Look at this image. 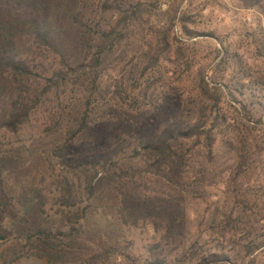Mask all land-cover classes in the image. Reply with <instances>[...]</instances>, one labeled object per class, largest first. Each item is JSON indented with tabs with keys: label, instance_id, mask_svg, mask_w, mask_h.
<instances>
[{
	"label": "trees",
	"instance_id": "1",
	"mask_svg": "<svg viewBox=\"0 0 264 264\" xmlns=\"http://www.w3.org/2000/svg\"><path fill=\"white\" fill-rule=\"evenodd\" d=\"M42 1L75 15L58 30L7 22L0 115L9 132L50 139L68 165L53 178L51 226L18 239L4 263L264 264V73L246 48L198 31L183 0L165 11L163 0ZM240 3L264 60V0ZM99 208L161 234L147 260L85 226Z\"/></svg>",
	"mask_w": 264,
	"mask_h": 264
},
{
	"label": "rangeland",
	"instance_id": "2",
	"mask_svg": "<svg viewBox=\"0 0 264 264\" xmlns=\"http://www.w3.org/2000/svg\"><path fill=\"white\" fill-rule=\"evenodd\" d=\"M174 1L163 0V10ZM183 8L196 16L198 31L216 32L227 44L231 43L237 49L246 48L242 52H246L245 61L250 62L253 73H264V60L253 55L251 41L245 32L252 23L251 11L244 9L240 0H183ZM74 15L75 10L58 1L0 0V39L9 21H36L42 28L58 30L62 18ZM213 41L218 45L216 40ZM4 122L3 113L0 115V145L5 150L14 149L24 154L0 155V264H5L2 254L18 239L40 227L51 226L50 217L58 209L53 178L68 165L66 155L55 152L50 139L37 140L36 134H31L34 131L31 127L17 134L9 132L4 128ZM84 224L99 233L108 245L116 246L124 256L139 262L149 258V246L161 238L151 226L129 228L118 224L102 208L89 213ZM16 264L50 263L31 257Z\"/></svg>",
	"mask_w": 264,
	"mask_h": 264
}]
</instances>
